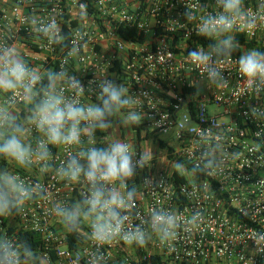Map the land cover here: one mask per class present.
Returning <instances> with one entry per match:
<instances>
[{"label":"built area","instance_id":"obj_1","mask_svg":"<svg viewBox=\"0 0 264 264\" xmlns=\"http://www.w3.org/2000/svg\"><path fill=\"white\" fill-rule=\"evenodd\" d=\"M246 2L255 9L259 0ZM199 3L206 4L207 11L215 10V0H0V40L15 44L38 69H58L68 48L48 45L44 38H38L26 17L47 19L55 15L65 35L81 23L87 32L80 59L67 65L85 85L94 78L96 66L117 83H124L130 93H149L150 99L141 96L144 100L137 110L152 119L146 118L139 127L113 128L110 136L97 134L98 139L104 135L105 139L120 138L137 152L152 149L151 169H145L135 182L153 175L165 177L168 185L155 193L142 189L138 210L147 214L152 207H168L188 216L198 207L204 213L201 229L194 234L182 232L170 247L155 239L145 247L122 241L104 246L108 264H151L148 260L153 257L163 264H264V253L256 252L254 242L248 239L254 231H264V183H259L264 179V123L244 115L249 104L264 105V95L247 91L236 64L239 56L233 55L224 61L229 84L222 89L205 87L193 98L195 88L191 84L199 81L201 73L187 61V52L207 48L209 40L198 36L197 22H186L182 14L186 5ZM82 4L87 13L83 22L79 19ZM129 31H135V37L123 38L122 34ZM238 35L245 41L264 42V26L254 34L234 33ZM94 98L86 94L82 99L90 102ZM158 122L159 126H154ZM202 130L213 140L222 138L236 153L235 159L222 173L202 181L175 175V162L190 165L198 158ZM52 151L56 164L67 155L63 146L52 147ZM7 162L10 170L44 184L52 201H73L83 189L81 184L69 185L51 175L40 177L38 169L29 174ZM201 184L211 190L200 188ZM185 188L194 193L191 200ZM50 207L49 201H37L29 203L20 215L0 218V234L17 240L19 233L37 235L43 244L40 254L49 264H87L85 249L91 245L82 243L83 233L74 234L71 240L72 233L49 214Z\"/></svg>","mask_w":264,"mask_h":264},{"label":"clouds","instance_id":"obj_2","mask_svg":"<svg viewBox=\"0 0 264 264\" xmlns=\"http://www.w3.org/2000/svg\"><path fill=\"white\" fill-rule=\"evenodd\" d=\"M214 7V11H207L206 4L186 5L182 14L186 22H197L198 36L211 41L207 48L200 46L187 52V61L201 73L199 81L191 84L195 88L193 98L199 97L205 87L222 89L229 84L224 61L240 48L234 33L254 34L264 26V0H259L255 9L248 7L246 0H215ZM80 8L83 22L86 5ZM26 23L48 45L67 47L68 51L58 69L40 70L15 44L0 40V160L10 161L29 174L38 169L40 177L51 175L69 185L81 184L83 189L73 201H52L44 184L0 167V218L22 214L29 203L49 201V214L58 218L67 232L83 233L82 243L91 245L85 249L87 264H108L103 249L114 242L145 247L155 239L170 247L182 232L194 234L201 229L205 216L198 207L188 216L168 207H152L147 214L138 210L142 189L155 193L168 185L165 177L153 175L143 176L139 184L135 182L145 169H151V148L137 152L120 138L105 139L104 135L98 139V133L110 136L113 128L139 127L146 118L152 119L137 110L144 100L141 96L150 99L149 93H130L124 83H117L96 66L94 78L87 85L69 71L70 60L81 57V43L87 36L83 23L68 35L55 15L47 19L31 15ZM236 64L247 91L258 97L264 95V50L240 52ZM86 94L94 100L84 102ZM244 115L264 123V105L249 104ZM60 146L67 155L56 164L52 147ZM235 157L222 138L213 140L208 131L202 130L198 158L190 165L175 162L173 169L181 176L202 181L222 173ZM199 187L211 190L209 185ZM184 192L188 199L193 198V192L187 188ZM248 239L254 242L256 252L264 253V231H254ZM0 264H49V260L27 240L3 233Z\"/></svg>","mask_w":264,"mask_h":264},{"label":"trees","instance_id":"obj_3","mask_svg":"<svg viewBox=\"0 0 264 264\" xmlns=\"http://www.w3.org/2000/svg\"><path fill=\"white\" fill-rule=\"evenodd\" d=\"M136 35L135 31H129L127 32V34H122L123 38L127 39V38H134ZM237 39V41L240 44V48L239 50H237V52H235L233 55H240V52L246 51V50H251L253 48L256 49H260V50H264V42L258 41L257 40H250V41H245L242 36L238 35L235 37ZM206 41V40H205ZM211 42V41H210ZM208 41V43H210ZM159 145L161 147L163 146L162 142H159ZM8 162L6 160H0V167H7ZM175 175H177V173L175 172ZM6 220V218H4ZM74 234L72 233V235L70 236L71 240H74ZM19 240H27L29 243L32 244L33 248L40 253V251H42L43 249V244L39 241V237L37 235L31 234V233H19ZM151 264H163V262L157 258V257H153L152 259L148 260V263Z\"/></svg>","mask_w":264,"mask_h":264}]
</instances>
